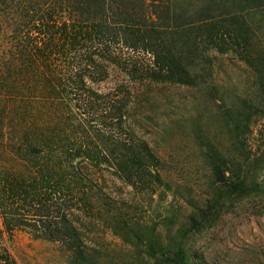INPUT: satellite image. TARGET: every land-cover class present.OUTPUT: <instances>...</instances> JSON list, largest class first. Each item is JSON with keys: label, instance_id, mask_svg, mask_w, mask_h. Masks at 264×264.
Wrapping results in <instances>:
<instances>
[{"label": "trees", "instance_id": "16d2710c", "mask_svg": "<svg viewBox=\"0 0 264 264\" xmlns=\"http://www.w3.org/2000/svg\"><path fill=\"white\" fill-rule=\"evenodd\" d=\"M225 55L251 72L245 96L217 80ZM155 86L200 94L178 127L201 178L175 181L181 160L137 134ZM261 120L264 0H0V264L18 231L65 264H211L203 240L264 201Z\"/></svg>", "mask_w": 264, "mask_h": 264}, {"label": "rangeland", "instance_id": "374dc122", "mask_svg": "<svg viewBox=\"0 0 264 264\" xmlns=\"http://www.w3.org/2000/svg\"><path fill=\"white\" fill-rule=\"evenodd\" d=\"M119 51L120 49L117 48ZM128 56L144 59L142 54L133 55L125 51ZM146 59V58H145ZM216 76L225 92L245 96L248 80L251 78L250 70L241 62L231 56H217ZM151 92L141 95L137 103L136 116L131 118L137 134L148 140L154 147L166 150V155L172 156L183 166L185 172L175 171V181L186 184V181L201 178L202 171L198 174H187L199 162L182 161L183 154L193 150V145L185 139L181 143L178 122L180 119L188 120L196 113L200 94L196 91L178 87H152ZM186 138V136H183ZM249 149L252 155H258L264 148V120L256 123L252 133L248 135ZM258 147L261 151H258ZM177 164V163H176ZM178 168V167H177ZM182 172L181 170H179ZM177 173V174H176ZM118 187V186H116ZM112 194H118L113 189ZM120 188V187H119ZM128 189H123V195ZM154 202L153 210L162 211L171 198ZM235 214L226 218L216 230L211 232L202 245L211 264H264V201H245ZM105 239L109 242L121 244L111 233ZM3 245L18 264H65V257L59 252L58 246L48 242L35 240L29 233L18 231L12 237L4 234Z\"/></svg>", "mask_w": 264, "mask_h": 264}]
</instances>
